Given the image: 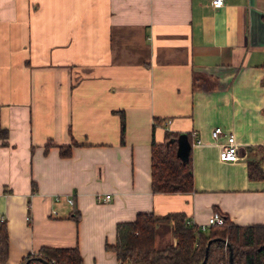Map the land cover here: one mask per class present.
<instances>
[{
	"label": "crops",
	"instance_id": "crops-1",
	"mask_svg": "<svg viewBox=\"0 0 264 264\" xmlns=\"http://www.w3.org/2000/svg\"><path fill=\"white\" fill-rule=\"evenodd\" d=\"M0 124L4 264L41 246L118 264L105 245L138 212L264 224V179L247 176L249 158L264 166V0H0ZM216 126L237 160L219 158ZM165 130L189 136L191 191L150 189ZM167 242L170 223L156 233Z\"/></svg>",
	"mask_w": 264,
	"mask_h": 264
},
{
	"label": "trees",
	"instance_id": "trees-1",
	"mask_svg": "<svg viewBox=\"0 0 264 264\" xmlns=\"http://www.w3.org/2000/svg\"><path fill=\"white\" fill-rule=\"evenodd\" d=\"M154 129V128H153ZM124 119L121 114L120 138L123 141ZM178 133L164 131L162 141L150 143V189L153 193L187 192L193 189L190 151L188 159L177 154ZM7 129L0 124V139L5 145ZM189 137V136H187ZM190 139V138H189ZM60 155L70 153V145L59 146ZM247 176L264 179V166L259 159L247 160ZM223 217L220 224L205 229L192 222L183 212L158 215L138 212L133 220L116 223L115 242L106 244L124 264H264V224L238 225L227 214L215 209ZM77 218V217H76ZM175 243H156L161 225L169 224ZM211 240L205 257V246ZM229 247L232 260L229 262ZM8 253V235L4 223L0 224V264ZM39 258L50 264H82L78 247L41 246L27 254L20 264H41Z\"/></svg>",
	"mask_w": 264,
	"mask_h": 264
},
{
	"label": "built area",
	"instance_id": "built-area-1",
	"mask_svg": "<svg viewBox=\"0 0 264 264\" xmlns=\"http://www.w3.org/2000/svg\"><path fill=\"white\" fill-rule=\"evenodd\" d=\"M210 3L213 6H221L224 3V0H210ZM191 135H195V132L192 131ZM211 137L214 140H218L219 138H223L222 141H220L219 144V158L224 161H235L239 158L238 155V145L235 142V138L232 134H227L222 131V129L219 126L214 127L211 130ZM199 142V139L196 140ZM62 196H55L54 199H60ZM65 200L72 204L73 200L71 196H65ZM95 199L98 202H105L110 199L109 193H97L95 194ZM54 211V210H53ZM223 222V217L218 212H212L206 222L199 224L201 229H205L211 224H220ZM118 264H124L121 262H118Z\"/></svg>",
	"mask_w": 264,
	"mask_h": 264
},
{
	"label": "water",
	"instance_id": "water-1",
	"mask_svg": "<svg viewBox=\"0 0 264 264\" xmlns=\"http://www.w3.org/2000/svg\"><path fill=\"white\" fill-rule=\"evenodd\" d=\"M177 142V154L180 156V158L184 161L188 159V154L190 151L191 143L188 140L187 134L186 133H181L177 136L176 138ZM211 240H208L206 246H205V257L208 251V246ZM229 262L231 263L232 260V251L231 248L229 247ZM39 261L41 264H50L47 260L43 258H39Z\"/></svg>",
	"mask_w": 264,
	"mask_h": 264
}]
</instances>
